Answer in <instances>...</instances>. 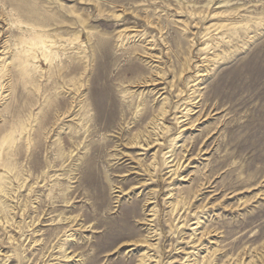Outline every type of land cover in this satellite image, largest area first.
I'll return each instance as SVG.
<instances>
[{"label": "rangeland", "instance_id": "obj_1", "mask_svg": "<svg viewBox=\"0 0 264 264\" xmlns=\"http://www.w3.org/2000/svg\"><path fill=\"white\" fill-rule=\"evenodd\" d=\"M0 185V264H264V0H0Z\"/></svg>", "mask_w": 264, "mask_h": 264}, {"label": "bare ground", "instance_id": "obj_2", "mask_svg": "<svg viewBox=\"0 0 264 264\" xmlns=\"http://www.w3.org/2000/svg\"><path fill=\"white\" fill-rule=\"evenodd\" d=\"M115 15V17L116 18H118V19H120L122 16H121V14H114ZM218 29V28H217ZM34 39H37V38H34ZM28 41V40H27ZM46 43H47V40L45 41L44 39H41V40H35V41H33V40H31V45L33 46V48L31 47L30 49H24L23 50V52H26V51H30V50H42V56H43V58L45 57V58H47L48 60H49V62H51V58H52V54H50L49 52H47V51H49V50H51L52 49V46H48V45H46ZM41 45H46V46H41ZM43 47V48H41V47ZM34 47H36V48H34ZM37 58H39V56H36ZM48 60H46V61H48ZM187 64V63H186ZM184 67H185V65L183 66V70H184ZM158 68V67H157ZM109 69H110V67H109ZM186 70H187V68H186ZM109 71V70H108ZM161 71V70H160ZM160 71H158L159 73H160ZM107 81H109V77L107 76ZM165 107L164 106H162V112H164L165 111V109H164ZM11 137H12V135H10ZM0 190H4V188L3 187H1V185H0ZM65 249V248H64ZM67 256V255H66ZM68 257V256H67ZM208 263V262H207Z\"/></svg>", "mask_w": 264, "mask_h": 264}]
</instances>
